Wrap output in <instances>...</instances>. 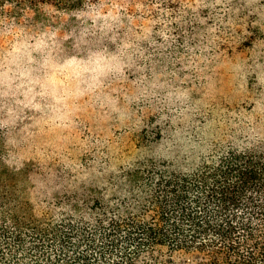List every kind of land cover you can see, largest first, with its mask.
<instances>
[{
  "label": "rangeland",
  "instance_id": "rangeland-1",
  "mask_svg": "<svg viewBox=\"0 0 264 264\" xmlns=\"http://www.w3.org/2000/svg\"><path fill=\"white\" fill-rule=\"evenodd\" d=\"M85 10L114 48L60 60L0 46V170L18 173L30 200L40 173L92 187L160 132L196 140L202 124L264 116V0H100ZM60 32L48 33L52 48ZM131 44L144 51L123 57Z\"/></svg>",
  "mask_w": 264,
  "mask_h": 264
},
{
  "label": "trees",
  "instance_id": "trees-1",
  "mask_svg": "<svg viewBox=\"0 0 264 264\" xmlns=\"http://www.w3.org/2000/svg\"><path fill=\"white\" fill-rule=\"evenodd\" d=\"M99 1L0 0V46L102 54L116 44L90 29L85 8ZM133 47L123 57L144 51ZM233 121L193 128L196 140L160 132L92 187L40 173L35 201L18 173L0 170V264H264V116Z\"/></svg>",
  "mask_w": 264,
  "mask_h": 264
}]
</instances>
